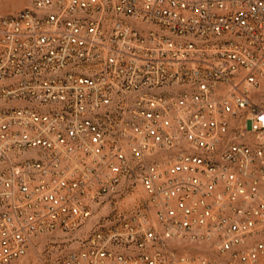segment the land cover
Returning <instances> with one entry per match:
<instances>
[{
	"label": "built area",
	"instance_id": "obj_1",
	"mask_svg": "<svg viewBox=\"0 0 264 264\" xmlns=\"http://www.w3.org/2000/svg\"><path fill=\"white\" fill-rule=\"evenodd\" d=\"M0 100V264H264V0H33Z\"/></svg>",
	"mask_w": 264,
	"mask_h": 264
},
{
	"label": "rangeland",
	"instance_id": "obj_2",
	"mask_svg": "<svg viewBox=\"0 0 264 264\" xmlns=\"http://www.w3.org/2000/svg\"><path fill=\"white\" fill-rule=\"evenodd\" d=\"M33 9V0H0V18L3 17H12L18 15L19 13ZM8 100H0V107L3 106V103ZM12 100H9V103ZM13 103V102H12ZM14 106H19L13 103ZM138 197L132 196L124 201L118 202V208L122 211H129L138 202ZM103 208L102 211L98 212L100 215L94 216L91 221L88 222L85 228H83L80 232L76 233L75 236L77 238H85L88 237L89 234L98 228L99 223L102 221V218L108 217V215H112L115 211V208L110 204ZM63 234H55L52 236H46L43 240L38 242L35 246L34 251L30 256L25 257L19 261H16L12 264H48L50 258L48 257L50 253H56L62 251L66 248H71L77 246V243H67L64 241ZM52 260V259H51Z\"/></svg>",
	"mask_w": 264,
	"mask_h": 264
}]
</instances>
